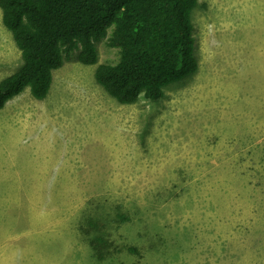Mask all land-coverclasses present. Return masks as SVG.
Listing matches in <instances>:
<instances>
[{
    "label": "rangeland",
    "instance_id": "obj_1",
    "mask_svg": "<svg viewBox=\"0 0 264 264\" xmlns=\"http://www.w3.org/2000/svg\"><path fill=\"white\" fill-rule=\"evenodd\" d=\"M197 70L120 105L77 54L0 110V264H264V0H198ZM22 65L2 23L0 80Z\"/></svg>",
    "mask_w": 264,
    "mask_h": 264
},
{
    "label": "trees",
    "instance_id": "obj_2",
    "mask_svg": "<svg viewBox=\"0 0 264 264\" xmlns=\"http://www.w3.org/2000/svg\"><path fill=\"white\" fill-rule=\"evenodd\" d=\"M198 0H0L2 23L22 65L0 80V110L28 90L44 100L53 73L77 54L98 61L97 44L117 50L97 66L96 83L118 104L157 102L164 89L197 70L192 13Z\"/></svg>",
    "mask_w": 264,
    "mask_h": 264
}]
</instances>
